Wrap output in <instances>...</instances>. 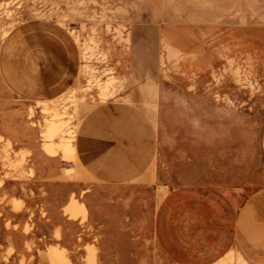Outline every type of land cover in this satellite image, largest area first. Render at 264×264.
Segmentation results:
<instances>
[{"label": "rangeland", "instance_id": "obj_1", "mask_svg": "<svg viewBox=\"0 0 264 264\" xmlns=\"http://www.w3.org/2000/svg\"><path fill=\"white\" fill-rule=\"evenodd\" d=\"M230 254L264 264V0H0V264Z\"/></svg>", "mask_w": 264, "mask_h": 264}, {"label": "bare ground", "instance_id": "obj_2", "mask_svg": "<svg viewBox=\"0 0 264 264\" xmlns=\"http://www.w3.org/2000/svg\"><path fill=\"white\" fill-rule=\"evenodd\" d=\"M237 252H238V251H237ZM232 253H233V252H232ZM238 254H239V253H238ZM239 256H240V254H239ZM228 259H229V261H228ZM234 259H235V256H234L233 254H230L228 258H226L225 260L222 261V263H223V264H232V262H233ZM239 259H240L241 261H244L242 256H240ZM222 263H221V264H222ZM242 263H244V262H242Z\"/></svg>", "mask_w": 264, "mask_h": 264}, {"label": "crops", "instance_id": "obj_3", "mask_svg": "<svg viewBox=\"0 0 264 264\" xmlns=\"http://www.w3.org/2000/svg\"><path fill=\"white\" fill-rule=\"evenodd\" d=\"M225 259H226V258H224L223 260H225ZM223 260H222V261H223Z\"/></svg>", "mask_w": 264, "mask_h": 264}]
</instances>
